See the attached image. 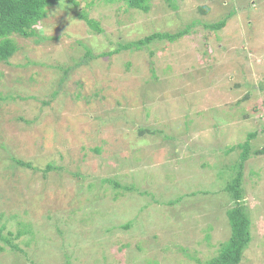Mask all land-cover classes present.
I'll use <instances>...</instances> for the list:
<instances>
[{
	"label": "rangeland",
	"instance_id": "1",
	"mask_svg": "<svg viewBox=\"0 0 264 264\" xmlns=\"http://www.w3.org/2000/svg\"><path fill=\"white\" fill-rule=\"evenodd\" d=\"M76 2L0 60V264L209 261L245 143L240 264H264V0Z\"/></svg>",
	"mask_w": 264,
	"mask_h": 264
},
{
	"label": "trees",
	"instance_id": "2",
	"mask_svg": "<svg viewBox=\"0 0 264 264\" xmlns=\"http://www.w3.org/2000/svg\"><path fill=\"white\" fill-rule=\"evenodd\" d=\"M70 2L74 5L78 3L76 0H0V60L7 61L16 51L17 44L11 36L14 34L24 37H31L36 35L35 26L43 18L47 16L48 9L59 2ZM107 2L122 1L128 8L140 9L148 12L150 9L149 0H106ZM172 3V0H168ZM172 5V4H171ZM173 6V5H172ZM78 16L84 19L87 24L94 30L102 32L103 29L99 27L98 22L89 18L85 9L79 10ZM227 23V18L208 25L213 30L222 29ZM188 29L181 30L177 33L170 32H154L144 38L122 43L114 52H120L126 49H141L143 46L150 44L154 40L175 41L181 36H184ZM109 54H113L110 52ZM254 137L255 134H250ZM242 152L240 154L241 161L239 170L236 176L226 186L232 198L235 200V205L227 210L229 223L231 226V235L225 242L222 243L219 253L216 257L209 261L200 264H240L244 250L251 241V220L246 212L245 207L241 203L243 191L241 189L243 177V164L248 158V143L240 145ZM26 166H32L31 163H26ZM53 163H48L46 167L47 173L53 169H57ZM3 227L0 226V238L2 237ZM25 230V229H24ZM26 231V230H25ZM24 233L22 230L18 231L17 236Z\"/></svg>",
	"mask_w": 264,
	"mask_h": 264
}]
</instances>
